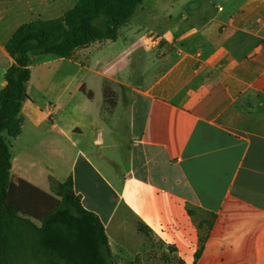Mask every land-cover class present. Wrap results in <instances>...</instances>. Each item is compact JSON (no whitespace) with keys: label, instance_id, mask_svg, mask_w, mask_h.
Instances as JSON below:
<instances>
[{"label":"crops","instance_id":"1","mask_svg":"<svg viewBox=\"0 0 264 264\" xmlns=\"http://www.w3.org/2000/svg\"><path fill=\"white\" fill-rule=\"evenodd\" d=\"M161 1L140 5L116 40L33 59L14 185L54 195L71 179L114 257L152 236L177 262L264 264V0H173L158 13ZM78 2L0 0V91L15 32ZM157 47L172 52L170 67L135 79ZM211 216L196 260L199 223Z\"/></svg>","mask_w":264,"mask_h":264},{"label":"trees","instance_id":"2","mask_svg":"<svg viewBox=\"0 0 264 264\" xmlns=\"http://www.w3.org/2000/svg\"><path fill=\"white\" fill-rule=\"evenodd\" d=\"M145 1L79 0L61 18L22 25L8 42L6 49L15 63L7 70V85L0 91V264H113L105 227L95 213L83 207L71 179L60 184L57 196L28 183L15 187L12 147L22 133L21 112L29 99L33 59H68L95 42L116 40ZM88 96L92 98L91 93ZM104 99L111 109L116 107L117 96L109 84L104 86ZM213 220L211 216V221L199 223L196 260ZM139 231L150 234L142 225ZM178 264L186 263L179 260Z\"/></svg>","mask_w":264,"mask_h":264},{"label":"rangeland","instance_id":"3","mask_svg":"<svg viewBox=\"0 0 264 264\" xmlns=\"http://www.w3.org/2000/svg\"><path fill=\"white\" fill-rule=\"evenodd\" d=\"M146 1L152 2L154 0ZM184 2L185 1L183 0L180 4L183 5ZM170 3H173V0H162L160 4L158 3L156 6L158 13L168 9V5ZM146 55L147 56L143 61L144 68L143 66H140L138 67L139 69H133V71H135V79H140V70H142V72H147L148 70L152 76L154 73L158 74L170 67V64L167 62H171L172 56L170 55H172V52L164 51L163 47L151 49L146 53ZM145 74L147 75V73ZM237 120L238 119H235V121ZM57 195L58 192H55L54 196ZM177 259V255L172 250H169L168 247H165L154 237L150 236L146 239V241L139 244L138 254H134L132 256H115L113 264H178Z\"/></svg>","mask_w":264,"mask_h":264}]
</instances>
